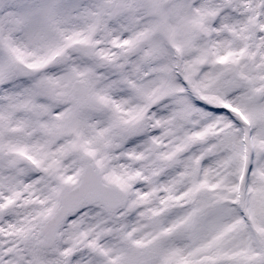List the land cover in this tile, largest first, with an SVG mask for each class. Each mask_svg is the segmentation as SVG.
Wrapping results in <instances>:
<instances>
[{
  "label": "snow or ice",
  "instance_id": "6c2138e0",
  "mask_svg": "<svg viewBox=\"0 0 264 264\" xmlns=\"http://www.w3.org/2000/svg\"><path fill=\"white\" fill-rule=\"evenodd\" d=\"M0 264H264V0H0Z\"/></svg>",
  "mask_w": 264,
  "mask_h": 264
}]
</instances>
